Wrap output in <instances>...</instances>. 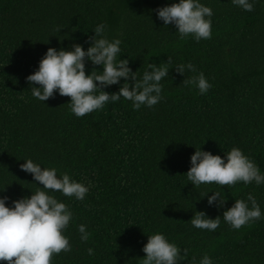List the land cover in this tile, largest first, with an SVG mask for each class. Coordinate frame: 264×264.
Instances as JSON below:
<instances>
[{
  "label": "trees",
  "instance_id": "1",
  "mask_svg": "<svg viewBox=\"0 0 264 264\" xmlns=\"http://www.w3.org/2000/svg\"><path fill=\"white\" fill-rule=\"evenodd\" d=\"M178 2L0 0V197L12 207L43 187L20 169L28 159L90 185L82 201L49 192L73 214L63 233L71 251L54 255L51 264H141L148 236L156 233L181 249L177 264H200L205 254L213 264H264V183L195 187L186 176L196 149L224 158L233 147L264 175V0H249L252 12L232 0H200L213 15L211 39L199 42L181 39L174 25L157 18L155 9ZM99 24H106L110 41H121L117 60L127 59L138 79L149 63L160 66L171 57L155 106L134 110L121 97L77 118L70 97L56 93L42 102L32 96L38 85L26 77L47 49L71 50L75 43L86 51ZM188 63L195 72L175 71ZM85 66L86 74L102 71L90 61ZM201 72L211 84L204 94L182 82ZM124 82L102 90L118 92ZM213 191L226 198L220 208L207 202ZM249 193L261 219L235 230L222 214ZM198 211L221 216L220 226L193 227ZM81 224L90 233L87 242Z\"/></svg>",
  "mask_w": 264,
  "mask_h": 264
},
{
  "label": "clouds",
  "instance_id": "2",
  "mask_svg": "<svg viewBox=\"0 0 264 264\" xmlns=\"http://www.w3.org/2000/svg\"><path fill=\"white\" fill-rule=\"evenodd\" d=\"M232 3L244 11H254V5L249 0H232ZM154 11L165 26H175L181 39L191 35L199 42L212 37L210 18L213 11L200 3V0H179L178 3H171ZM106 27V24L97 25L94 35L89 37L91 43L86 51L75 43L71 45V50L49 47L39 61L38 69L26 77L29 85H38L31 86L32 96L42 102L55 98L56 93L70 97L68 104L77 118L102 109L109 101L115 102L121 97L131 101L134 110H139L142 105L151 108L159 103L162 99L161 81L169 74L171 57L160 66L149 63L147 68L150 71L146 70L142 78L138 79L136 71L133 72L128 66L127 59L117 60L121 52V41H110L105 35ZM85 61L102 66V71L93 69L90 74H86ZM186 69L196 71L191 63L175 67V71L182 76ZM122 78L125 82L120 85L118 92L102 90L119 84ZM182 82L186 86L195 85L200 94L211 88L202 72ZM190 165L186 176L195 187L212 183L220 186H234L238 182H255L257 185L264 183V175L259 167L237 147H233L224 158L196 149L190 157ZM19 167L30 173L33 180L43 187H37L30 197L13 200L12 207L6 206L9 199L7 196L0 197V261L6 264H51L54 255L71 251L69 238L63 233L73 214L65 203L59 202L49 192H60L66 197L82 201L90 185L77 182L66 172L58 175V170L54 167L42 168L31 159L25 160ZM212 193L207 197L208 204L215 202L217 208L222 207L225 196L220 191ZM261 216V209L251 193L248 194L247 201L237 199L222 214L223 220L235 230L260 220ZM220 223L221 216L211 219L203 211L195 212L191 218L193 227L209 231H215ZM78 231L81 233V240L87 242L90 233L86 231V226L79 225ZM142 251L145 256L141 264H177L178 260L184 258L180 255L181 249L160 233L148 236ZM88 254L93 255L94 250L89 248ZM184 254L187 255V250H184ZM200 264H213V261L205 254Z\"/></svg>",
  "mask_w": 264,
  "mask_h": 264
}]
</instances>
